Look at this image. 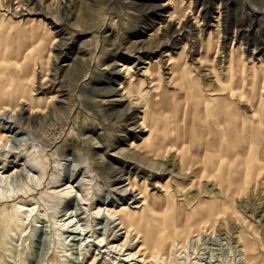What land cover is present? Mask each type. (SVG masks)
<instances>
[{"label":"rangeland","instance_id":"1","mask_svg":"<svg viewBox=\"0 0 264 264\" xmlns=\"http://www.w3.org/2000/svg\"><path fill=\"white\" fill-rule=\"evenodd\" d=\"M22 64L43 110L0 115V264H137L110 214L140 211L130 184L217 205L158 264H264V150L237 146L264 138V0H0L3 89Z\"/></svg>","mask_w":264,"mask_h":264},{"label":"bare ground","instance_id":"2","mask_svg":"<svg viewBox=\"0 0 264 264\" xmlns=\"http://www.w3.org/2000/svg\"><path fill=\"white\" fill-rule=\"evenodd\" d=\"M20 67L21 68L19 70V75L17 77L16 75H14L17 78V80L16 79L15 80L18 82L15 83L13 79H10L9 82L10 89H3L4 79L3 77L0 78V115L4 113H9L12 115L14 113V110H16L18 107L20 108V110L29 112V114L37 113L43 110L40 104H37L32 99V97L26 94L27 86L28 83L30 82V77L32 74L29 73L26 64H22ZM175 67L176 68L174 71L178 72L179 66L175 65ZM143 75L149 78L147 73H143ZM149 79H151V81H154L153 76H151ZM14 83L16 84V86L11 89ZM228 96H234L232 89L228 91ZM224 99L227 105L233 106V103L228 102V99H226V97H224ZM176 101L177 99H175L173 103H175ZM24 105L26 107H24ZM142 114L143 115L141 116L140 125L142 126L144 125L145 127V123L147 120V111L146 110L142 111ZM216 116L220 117V115L217 113L215 114V118ZM240 121H242L241 123L251 124L255 120L250 118L249 119L244 118V119H240ZM222 123L223 120L217 117L215 120V125H222ZM245 136L246 137H243V139L245 140H243L242 138L240 139L241 146L245 145L246 147H248V149H251L252 147L256 146L257 149L264 150V138H256L254 133H248ZM161 140L163 139H160V141ZM3 142H4V138L0 134V144H2ZM216 144L217 143L211 144L206 142L204 144V151L207 152V150L210 147L216 146ZM191 146H192L191 144L188 145L189 148ZM146 150H147L146 152H149L151 154H156L157 150L159 149L155 147H150L149 150L148 149ZM217 150L222 151L223 145L219 146ZM159 154L162 153L159 152ZM221 154H223V152ZM217 155L220 154L217 153ZM183 162L184 165H186V167L189 168H191L195 163V161H193V158L191 157H187V159L183 160ZM154 187H159V186L155 184ZM133 188L136 192L138 191V194L140 195L139 198L141 199V203L139 202L140 205L135 206V207H139L140 211H131L127 206H122L118 210L114 211L115 213H110V214L116 217L115 221L122 230V233L124 234V238H123L124 240L120 244H116L115 248L119 247V249H121L123 247H126L127 250V239L130 234L134 235L135 238L134 237L133 238L136 241L135 242L136 250L133 253L131 251H128V256H131L132 257L131 259H134V257L135 259H138L137 264H158V263H163L165 260L167 261L174 260V258L172 257L175 256L176 253H178L177 247L179 246L182 251L186 250L187 248L186 245L189 238L192 235L195 236V234H197L205 225H207V223L210 221V216L212 214V211L214 210V208L216 209L217 207V205L213 207V205L211 204H208L207 208L204 206L206 209H203L202 207L201 208L198 207V204L191 205L190 206L191 209L189 210L185 209L183 204H180L179 206L174 205V207H171L169 205H166V203L165 205H163L161 202L155 201L150 194L146 193L148 189L145 191V189L138 184H134V185L130 184L129 189L132 190ZM70 189L71 187L68 186L65 187L61 191V196L63 198L69 197ZM159 189L161 191H164L160 187ZM187 204H190V202H186V205ZM99 210L100 209H98L95 212V214L97 213L99 214L98 212ZM26 211L28 212L29 209H26ZM171 211L172 214L170 213ZM70 217L71 215L65 218L64 219L65 222ZM64 223L61 226H64ZM70 227L71 226H67L65 232L76 233L75 228H73V230H70L69 229ZM192 258L188 257L187 258L188 260L186 262H182L180 264H201L200 262H198L197 260H193ZM121 261L124 262V259Z\"/></svg>","mask_w":264,"mask_h":264},{"label":"crops","instance_id":"3","mask_svg":"<svg viewBox=\"0 0 264 264\" xmlns=\"http://www.w3.org/2000/svg\"><path fill=\"white\" fill-rule=\"evenodd\" d=\"M223 107H221V109H222ZM218 128V127H217ZM212 131H213V129H212ZM236 132V133H238L239 135H240V131H238V128H232V130H231V132ZM212 141V140H211ZM233 145V144H232ZM239 145V147H241V145L239 144V140H238V142H237V146ZM216 147V146H215ZM215 147L214 146H212L210 149H215ZM233 147V146H232ZM224 148V147H223ZM227 149H228V147H226Z\"/></svg>","mask_w":264,"mask_h":264}]
</instances>
